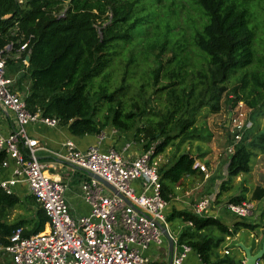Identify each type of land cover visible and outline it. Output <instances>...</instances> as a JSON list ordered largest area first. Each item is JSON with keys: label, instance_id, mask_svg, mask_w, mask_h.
<instances>
[{"label": "trees", "instance_id": "1", "mask_svg": "<svg viewBox=\"0 0 264 264\" xmlns=\"http://www.w3.org/2000/svg\"><path fill=\"white\" fill-rule=\"evenodd\" d=\"M252 1L194 0L204 17L192 38L195 58L179 43L165 62L157 54L152 69V96L146 97L140 87L139 99L128 103L123 99L127 89L124 78L111 92L106 85L94 89L93 83L111 67L121 44L146 36L152 14L144 13L143 8L138 10V0H0V52L11 45L8 75L24 70L18 83L28 85L25 101L30 112L57 118L74 136L98 135L107 127L122 134L130 133L134 140L142 136L143 149L155 144L157 156L176 140L181 144L195 137L204 138L198 133V118L205 120L204 109L213 114L220 111L222 96L228 93L227 84L233 80L236 84L227 100L231 108L238 102L249 109L258 105L264 108V73L246 71L255 60L254 32L249 26L248 11ZM139 29L142 33H135ZM26 41H29L27 49L21 58H15ZM26 56H29L27 67L21 61ZM252 134L253 129L245 132L229 156L228 179L251 171L254 148H262L264 152V147L254 140L264 134L254 138ZM2 159L0 154V164ZM194 160L189 152H180L170 164L158 168L161 194L167 202L166 193L197 172L192 168ZM263 199L264 187H256L250 200ZM244 200L235 196L227 203ZM27 202L39 206L31 196ZM21 204L18 197L0 191V246L7 244V237L16 227L28 226L24 236L44 230L47 216L40 206L34 219L12 224L1 220L3 209ZM166 219L172 232L175 227L171 223L175 219L192 223L180 232L177 240L189 246L201 264H243L242 259L228 258L229 250L221 256L219 251L224 248L225 238L235 236L240 229L261 228V223H248L240 217H235L237 221L228 227L215 217L187 210L173 209ZM260 247L261 243L256 250Z\"/></svg>", "mask_w": 264, "mask_h": 264}, {"label": "built area", "instance_id": "2", "mask_svg": "<svg viewBox=\"0 0 264 264\" xmlns=\"http://www.w3.org/2000/svg\"><path fill=\"white\" fill-rule=\"evenodd\" d=\"M28 43L20 46L15 58H21ZM11 49L8 45L0 52V115L9 123L11 120L7 134L0 130V154L3 155L0 167L8 168L12 161L13 169L9 179L0 181V191L12 195L17 184H26L29 194L44 210L47 222L42 232L31 236H24V229L16 227L0 250L10 256L13 264H153L147 253L150 247L157 252L164 247L166 238L161 231L164 227L173 240L170 264H184L192 250L186 244L178 243L169 231L164 213L168 203L161 194L155 144L137 156H130V142L120 151L104 152L97 146L80 151L73 141H65L61 145L63 152L53 155L89 177L80 184L81 198L89 206V214L72 217L65 199L66 184L47 174L36 154L40 149L38 142L26 132L29 124L41 123L55 128L60 124L59 120L27 109L28 85L18 83V76L24 70L20 69L15 76L7 74ZM21 61L28 66L26 58ZM237 105L229 119L231 141L226 148L229 155L244 133L252 128V121L243 111V103ZM192 168L205 178L209 177L206 166L199 160H194ZM93 175L109 183L123 197ZM136 180L141 182L140 194H136L131 186ZM211 205L212 200L203 197L192 212L202 216ZM226 209L235 217L246 218L253 214L254 205L251 201L229 202ZM187 224L192 226L191 222Z\"/></svg>", "mask_w": 264, "mask_h": 264}, {"label": "rangeland", "instance_id": "3", "mask_svg": "<svg viewBox=\"0 0 264 264\" xmlns=\"http://www.w3.org/2000/svg\"><path fill=\"white\" fill-rule=\"evenodd\" d=\"M138 1V10L143 8L144 13L152 14L150 15L151 23L146 36L141 39L136 34L139 38H133L129 44H121L117 49V57L111 63V67L93 83L94 89H98L99 85H106L108 92H111L121 84L124 78L127 89L123 99L127 103L139 99L140 87H142L146 97L152 96V69L155 66V56L157 54H161V59L165 62L171 57L175 44L179 43L185 46V52H188L191 58H195L192 52V38L195 30L200 29L204 22V17L194 4V0ZM248 11L249 26L254 32L255 60L246 71L262 74L264 73V0L250 2ZM135 33H142V30L139 29ZM15 75L18 74L12 76ZM235 84V80L227 84L228 93L226 96H222L221 109L218 113H207V109L202 110L205 113L204 115L207 116L204 121H202L204 118H198L200 122L197 124V128L198 133H201L200 135L204 138L198 139L195 137L181 144L176 140L173 146H169L163 153L156 156L155 161L157 167L160 168L170 164L178 153L187 151L206 166L209 174V177L205 178L204 174L197 171L195 174L185 177L180 184L172 188L171 192H167L166 195L169 197V201H166L168 203L164 211L166 216L173 209L192 212L193 205L203 197H209L213 206H215L214 208L218 205H224L230 198L235 196H242L245 199L244 201H251L250 198L254 189L264 185V152L262 148L252 150L253 158L249 173L241 174L231 180L227 178V162L230 155L227 154L226 148L229 141H231V136L229 131L226 130V124L229 115L238 106L235 105L231 108L227 100L231 98L230 89ZM243 105V111L247 113L252 121L253 138L260 133L264 134V108L258 105L255 109H249L244 103ZM103 113L104 110L101 111L99 116ZM258 113L260 114L255 116ZM254 140L264 147V136L260 139L254 138ZM131 142L135 144L136 148L143 150L145 141H143L142 136L137 140L133 139ZM169 193L171 194L169 195ZM38 207L37 204L24 202L20 207L3 211V219L7 220L8 223H14L21 219L29 220L32 216L34 217ZM258 208L261 213L259 223H261V228L264 229V200L258 204ZM250 219L249 216L243 220L252 223ZM172 224L174 227L183 225L179 219L172 221ZM263 231L258 232V234L263 236ZM241 239L244 240V234H242ZM224 255V253L221 254V256ZM188 256H186L185 261ZM234 257L233 252L228 256L231 259H234ZM164 258L165 256H162L160 261ZM241 259L243 260L242 257ZM259 262L264 264V260Z\"/></svg>", "mask_w": 264, "mask_h": 264}, {"label": "crops", "instance_id": "4", "mask_svg": "<svg viewBox=\"0 0 264 264\" xmlns=\"http://www.w3.org/2000/svg\"><path fill=\"white\" fill-rule=\"evenodd\" d=\"M2 116L3 115H0V130L2 133L7 134L9 131L11 120L9 123V121L4 120L3 119L4 117ZM10 119H11V115H10ZM26 132L30 138L37 140L38 146L40 149L36 152V154H37L39 161L45 166L47 174L50 175L53 179L59 180L66 184L67 188L65 191V199L69 206V211L72 217L84 216V215L89 214V211H90L89 206L86 203H84V201L82 200L81 191H80V184L86 179H88L89 177L87 174L83 173L82 171L75 169L72 166L64 162L58 161L57 158L53 155L54 152H59V153L63 152L61 145L65 141L67 140L73 141L76 147L78 148V150L80 151H85L92 146H97L101 151H104V152L111 150V149L120 151L124 147V145L128 142L132 143V146L130 147L128 155L137 156L142 151V150H139V148H136L135 144L131 142L133 139L130 133H126V134H122L119 132L115 133L116 130H114L111 127H107L106 129L103 130L101 134H98V135L74 136L70 134L67 126L59 124L55 128H50L41 123H35V124L27 125ZM12 169H13L12 161H9L8 168L0 167V181L9 179L12 174ZM140 184L141 182L138 180L133 181L131 183V186L135 189L136 194L141 193ZM259 187H264V185L259 186ZM12 195L19 198V200L22 202L21 206L24 204V202L26 203L27 198L31 196L29 194V190L26 184L24 183L17 184L14 188ZM263 200L252 202L254 205V210H255V213L253 211V214L250 215L251 217L250 221L252 222V224L259 223L261 219L260 218L261 213L258 208V204L261 203ZM212 206H213V203H212ZM212 206L204 213L203 216L215 217L221 220L228 227H231L233 223L237 221L235 219V216L232 215L226 209V203L221 206L218 205L216 208H214L215 206L213 207ZM15 208H11V209H15ZM5 210L7 209H3L2 212ZM192 211H193V208H192ZM2 212H1V220L5 221L3 219L4 216ZM34 218H35V215L34 217L33 216L31 217V219H34ZM243 219L245 218H242V221H245ZM21 220H25V219H21ZM5 222L7 224H12V223H8L7 220ZM186 226H189V225L187 223L186 224L183 223V225H179L175 227V229H173V232L170 231V229L169 231L177 239L180 232ZM23 229L25 230L28 229V226H25ZM262 230L264 229L259 228L254 231H250L247 229H240L235 236L225 238V243L222 246L224 248L220 250L219 253L222 254L225 251L229 250L230 253L228 255H231V253L233 252L235 256L234 259L236 260L241 259L242 257L243 258L242 263L244 264L245 256H244L243 251H241L239 247H238L239 249L232 248V247L233 246L237 247V243L240 242L245 246L251 247L252 249L253 247H255L254 252L258 251L256 250V248L258 247L259 243H262V240H263L262 234L259 235L258 232H262ZM242 234H244V240L241 239ZM167 247L168 246H167V240H166L164 243V247H162V249L159 252H157L154 249V247L149 248L147 254H149L152 257V260L154 262L153 264H169L170 256L168 254ZM188 255L189 256L187 260L184 261V264L200 263L198 256L193 251H191ZM162 256H165V258L164 260L160 261V258ZM0 264H13L10 256L2 250H0Z\"/></svg>", "mask_w": 264, "mask_h": 264}, {"label": "water", "instance_id": "5", "mask_svg": "<svg viewBox=\"0 0 264 264\" xmlns=\"http://www.w3.org/2000/svg\"><path fill=\"white\" fill-rule=\"evenodd\" d=\"M26 60L28 62L29 56H26ZM229 119H230V115H229ZM229 123L230 122L228 120V122L226 124V130H228ZM93 177L95 179H97L100 183H102L105 187L110 189L112 192L116 193L119 197H121V198L123 197L121 194L117 193L116 190L109 183L105 182L104 180H102L101 178H99L95 175H93ZM125 201L127 202V204H129L128 200H125ZM161 231L167 240V246H168L167 250H168V254L170 256L172 253V250H173V240H172L171 236L169 235L168 231L164 227L161 228ZM237 247H239L241 249V251H243V253H244V256H245L244 264H259V261L261 260V258L264 255V237H263V240L261 243V247L256 252H254V250H252L251 247L245 246L240 242L237 243ZM170 263H171V257L169 259V264Z\"/></svg>", "mask_w": 264, "mask_h": 264}]
</instances>
